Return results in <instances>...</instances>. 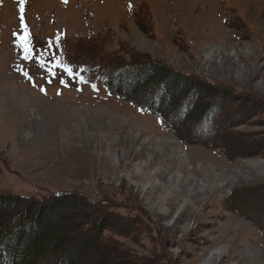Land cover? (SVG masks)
Returning <instances> with one entry per match:
<instances>
[{
	"label": "rangeland",
	"instance_id": "374dc122",
	"mask_svg": "<svg viewBox=\"0 0 264 264\" xmlns=\"http://www.w3.org/2000/svg\"><path fill=\"white\" fill-rule=\"evenodd\" d=\"M97 36L110 39L108 50L123 45L225 88L219 119L236 133L222 140L234 137L241 154L184 144L98 81L84 83L60 48ZM259 140L264 0H23L22 10L21 0H0V192H74L64 212L94 213L93 227L106 220L124 264H261L262 252L264 262L263 232L230 209L264 224ZM179 187L174 207L163 205L158 197ZM82 195L97 206L86 209Z\"/></svg>",
	"mask_w": 264,
	"mask_h": 264
},
{
	"label": "trees",
	"instance_id": "16d2710c",
	"mask_svg": "<svg viewBox=\"0 0 264 264\" xmlns=\"http://www.w3.org/2000/svg\"><path fill=\"white\" fill-rule=\"evenodd\" d=\"M109 41L103 36L76 37L61 51L69 62L83 67L87 82L98 81L109 95L156 117L184 144L219 149L228 160L234 159L233 152L241 154V145L234 137L222 140L236 133L234 126L222 125L219 119L225 88L123 45L110 51ZM76 195L62 192L39 197L0 192V264H124L123 252L114 247L117 242L103 233L109 229L104 226L106 220L100 219L93 227L92 218H99L93 217L94 213L78 219L79 214L64 212L66 207L75 208ZM80 200L88 210L97 206L83 195ZM230 209L264 229L253 216ZM44 221L48 223L44 225ZM91 229L95 232L89 233ZM94 242L114 245L99 248L92 245Z\"/></svg>",
	"mask_w": 264,
	"mask_h": 264
},
{
	"label": "bare ground",
	"instance_id": "6f19581e",
	"mask_svg": "<svg viewBox=\"0 0 264 264\" xmlns=\"http://www.w3.org/2000/svg\"><path fill=\"white\" fill-rule=\"evenodd\" d=\"M257 46H258V44H257ZM261 46V45H260ZM259 56V55H258ZM256 58H258V57H256ZM170 145V144H169ZM165 147V146H164ZM166 147H167V145H166ZM157 148H159V147H157ZM162 151H163V153L162 152H160V154L161 155H166L167 154V151H165L164 150V148H163V146H162ZM167 150V149H166ZM168 154H170V153H168ZM160 155V156H161ZM168 156V155H167ZM166 157V156H165ZM164 157V158H165ZM162 158V157H161ZM166 161V160H165ZM172 161V160H171ZM172 164L174 163V162H171ZM171 164V165H172ZM174 165V164H173ZM181 171L183 170V169H180ZM161 172V171H160ZM158 172H156V174H157ZM144 175H147L146 173L144 174ZM148 176V175H147ZM202 177V176H201ZM154 178V177H153ZM211 178V177H210ZM209 178V179H210ZM158 179V178H157ZM221 179V178H220ZM182 189V187H179L177 190H175V191H172L171 193H169L168 195H164L163 193L161 194V197H158L159 199H160V201H161V203H163V205H168V206H170V207H174V205H175V203H176V199L178 198V195L180 194H182V192H184V190H181ZM218 190V189H217ZM159 191V190H158ZM163 191V190H162ZM195 191L198 193V192H201L202 194L203 193H205L204 191L202 192V191H199V188H198V186L195 188ZM155 192H157V191H155ZM195 192V193H196ZM207 193V192H206ZM195 196H198V194H195ZM191 201H193V198H192V196H190V195H188L187 196ZM185 205V204H184ZM183 205V206H184ZM188 205V204H187ZM183 208V207H182ZM237 216H239V215H237ZM241 216V215H240ZM239 216V217H240ZM234 219V218H233ZM241 219H243V218H241ZM244 220V219H243ZM236 222V221H235ZM249 224V223H248ZM255 231L257 230V231H259V232H263V234H264V229H260V228H256L257 226H255V225H251V224H249ZM231 228V227H230ZM234 229V228H233ZM235 230H236V228H235ZM235 232V231H234ZM232 235V234H231ZM258 236V235H257ZM255 239H256V237H255ZM234 241V240H233ZM256 241H257V243L255 244L256 246H258V242H263L262 240H261V238H259L258 237V239H256ZM235 243V242H234ZM254 245V246H255ZM262 254H263V252L262 253H260V255H259V259H260V261H261V264H264V262L262 261ZM213 256V255H212ZM264 259V258H263ZM250 261H252V260H250Z\"/></svg>",
	"mask_w": 264,
	"mask_h": 264
},
{
	"label": "snow or ice",
	"instance_id": "6c2138e0",
	"mask_svg": "<svg viewBox=\"0 0 264 264\" xmlns=\"http://www.w3.org/2000/svg\"><path fill=\"white\" fill-rule=\"evenodd\" d=\"M22 6H23V0H21V10H22ZM21 25H22V27H25V25H24V23H23V17H21ZM26 36H27V33H25V36H24V37H21V39L24 40V39L26 38ZM25 52H26V56H25V58H30V48H29V47H26V48H25ZM42 59H43V57L40 56L38 62H39L40 60H42ZM53 60H54V62H55L57 65L64 67V69H65L66 71H68L70 74H76V73H72V70H71V68H70L68 65H66V64H61L60 57H58V56H53ZM40 66L43 67L44 64L41 63ZM80 79L83 80V77L81 76ZM62 82H63V81H62ZM92 87H93V89L95 90L96 86H95V85H92Z\"/></svg>",
	"mask_w": 264,
	"mask_h": 264
}]
</instances>
